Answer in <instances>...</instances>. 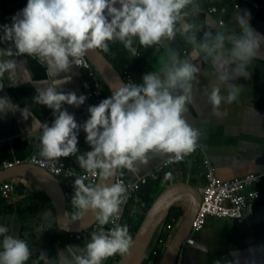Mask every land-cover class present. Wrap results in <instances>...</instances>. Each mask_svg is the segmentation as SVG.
<instances>
[{"label":"clouds","instance_id":"9594fccd","mask_svg":"<svg viewBox=\"0 0 264 264\" xmlns=\"http://www.w3.org/2000/svg\"><path fill=\"white\" fill-rule=\"evenodd\" d=\"M193 0H27V4L12 17L11 25H0V79L11 75L18 64L14 57L26 56L47 63L57 76L73 65L83 62L86 53L109 52V42L119 41L132 55L138 41L142 47L171 39L182 10ZM238 36L231 38L230 63L235 64V76L250 78L246 68L258 58L264 46V36L249 23V14L237 17ZM217 43L205 42L198 47L212 54L223 48L225 37L217 35ZM195 43V38L192 40ZM193 58L200 55L197 48ZM199 69L188 61L166 65L163 79L156 72L142 76V83L123 82L109 97L87 108L88 117L79 124L64 105L79 108L87 97L75 91H63L70 78L53 80L33 97L35 103L52 110L51 125L41 123L38 155L41 163L59 162V158L75 156L83 175L73 181L71 205L76 210L73 219L91 212L98 228L92 232L83 248L59 256V264H102L117 254L125 255L133 244L128 226L118 223L128 189L123 182L111 185L86 183L88 175L103 179L115 177L118 170H136L137 163L146 162L149 154L166 155L174 162L182 161L197 147L199 131L188 124L184 114L192 102L191 81ZM227 81V75L221 77ZM2 87V85H0ZM180 88L181 94L174 95ZM243 85L228 86L227 96L219 86L208 93L209 103L218 109L222 102L232 103ZM15 108L8 97H0V113ZM27 109L22 110V116ZM35 123V121L33 122ZM85 133L88 151L80 153L78 135ZM106 225L112 227L105 230ZM32 255L25 239L0 225V264H26ZM42 258L44 254H41ZM219 264V261L216 262Z\"/></svg>","mask_w":264,"mask_h":264},{"label":"crops","instance_id":"0c3cea01","mask_svg":"<svg viewBox=\"0 0 264 264\" xmlns=\"http://www.w3.org/2000/svg\"><path fill=\"white\" fill-rule=\"evenodd\" d=\"M236 1L238 9L230 0H193L182 10L173 38H162L160 44L152 46L150 53L134 41L133 47L137 44L140 54L131 55L134 60L141 61L136 69L138 84L149 72H156L163 79L165 66L177 60L188 61L199 69L190 82L192 102L184 118L199 131L197 147L212 162L221 180H233L250 173L264 174V46L258 58L246 68L251 73L250 78L235 76V64L229 62L231 38L240 34L238 16L248 13L252 28L264 36V0ZM26 4L27 0H0V25H11L12 17ZM217 35L225 37L223 48L214 49L211 55L199 49L198 46L205 42L210 47L215 45ZM9 43H0V48L8 47ZM194 47L200 51L196 58L191 55ZM14 58L18 61L15 71L0 79V97H8L15 106L11 111L0 113V168L6 160L38 155L41 128L37 125L39 122L51 125L54 119L51 109L35 103L33 97L39 90L53 80L70 78L62 85V90L85 95L80 84L82 74L74 65L57 76L42 60L26 56ZM225 75L229 77L227 81L221 79ZM230 84L243 85L237 99L214 108L208 101V93L215 85L220 87L221 95L227 96ZM181 92L177 88L173 94ZM63 107L74 114L79 124L88 117L87 100L79 108ZM25 108V115L30 113L27 119L21 114ZM78 141V154L90 150L82 129ZM166 158V155L149 154L146 162L137 163L136 170L125 175L135 180L137 176L155 171L152 178L159 179L163 189L176 182H186L198 189L203 185L199 154L157 171ZM63 159L79 166L75 156ZM8 180L15 184V190L9 200L0 195V225L28 242L32 255L26 264H59L58 257H67L69 249L75 252L84 247L92 232L82 240L70 239L68 232L56 226L55 208L36 183L22 177ZM256 187L260 196L254 202L253 214L242 223L225 217H209L195 234V242L182 247L181 264H216L217 261L219 264H264V177ZM180 206L185 211V205ZM111 259L113 257L102 264H109Z\"/></svg>","mask_w":264,"mask_h":264},{"label":"built area","instance_id":"2783aa9c","mask_svg":"<svg viewBox=\"0 0 264 264\" xmlns=\"http://www.w3.org/2000/svg\"><path fill=\"white\" fill-rule=\"evenodd\" d=\"M230 1L233 3L235 9L239 8V4L236 0ZM220 23L222 24L223 22L220 21ZM134 47L137 50V55H139L140 52L138 51V45L135 44ZM74 66L82 74L80 78V84L85 91V96L87 97V108L90 105L98 104L102 99L107 98L111 95L109 89L106 88L104 81L98 74L97 70L92 66V64L86 57L83 58V62L81 64ZM124 79L126 82L133 83L129 77H124ZM197 154L202 157L201 164L204 173V182L203 185L199 188L201 202L192 222L191 232L189 236L184 240L182 247L187 244L191 245L195 242V234L203 228L209 217H225L233 219L238 223L244 222L246 218L252 215L254 212V202L260 196V191L256 186L261 178L264 177V174L250 173L233 180H221L216 176L215 167L212 162L198 147H196V150L194 152L188 154L187 156H195ZM187 156H185V158ZM22 163L35 164L55 176L62 188L65 204V215L72 218L76 211L71 205V199L74 193L73 181L78 176L84 174L83 170L80 169L79 166H77L75 163H72L71 161L63 158H59V162L41 163V158L37 154H31L25 159H16L13 161L6 160L3 163V167H12ZM174 163L176 162L166 158L161 163L157 171ZM129 171L131 170H118V173L114 178V182H123L128 189V200L126 204L122 206L123 212L118 223H120L121 225H130V231H133L134 228H138L139 225L137 226L136 221H128L126 219V208L129 205V201L134 196V194H136L138 190L143 185H145L150 178L154 177L156 175V172L152 171L145 175L137 176L135 180H129L125 175V173ZM98 178V176L89 174L86 183L95 184L97 183ZM14 190L15 184L11 180L6 179L0 182V195L2 196V198L9 200ZM180 204L185 205V213L187 205L184 203H179L176 204V206H180ZM182 217L180 219L171 217L170 220L167 221V216L164 222H162V224L156 229L152 239L150 240L141 264H144L145 260L149 257H157L159 252L161 257L167 243L177 230ZM110 227H112V225H106L105 230ZM97 228L98 225L95 222L85 231L68 233L69 238L72 240H82L87 235V233L93 232ZM134 233L132 234L131 232H129L132 237ZM163 236H166V238H163ZM115 256H113L114 259H116ZM175 264H181V254L178 255Z\"/></svg>","mask_w":264,"mask_h":264},{"label":"water","instance_id":"95a60500","mask_svg":"<svg viewBox=\"0 0 264 264\" xmlns=\"http://www.w3.org/2000/svg\"><path fill=\"white\" fill-rule=\"evenodd\" d=\"M108 87L110 94L113 89L122 86L126 82L121 71L110 61L105 53L92 50L85 56ZM12 177H22L36 183L47 195L55 208L56 226L64 232H82L93 225L96 220L91 212L79 219L66 216L64 212V198L62 188L55 178L47 170L32 164L22 163L12 167L0 168V182ZM114 178H98L97 183L111 185ZM201 202L200 191L197 187L186 182H176L165 187L155 198L150 208L136 229L132 239L133 244L129 252L121 255L116 264H141L156 229L164 222L173 206L184 203L187 205L182 220L167 243L157 264H175L182 250L184 240L191 232L192 222Z\"/></svg>","mask_w":264,"mask_h":264},{"label":"trees","instance_id":"16d2710c","mask_svg":"<svg viewBox=\"0 0 264 264\" xmlns=\"http://www.w3.org/2000/svg\"><path fill=\"white\" fill-rule=\"evenodd\" d=\"M147 52H152V46L146 48ZM106 56L110 59V61L121 71L123 77H129L133 83L138 84L140 80L137 78L136 69L137 65L141 63L140 59H133L131 54L124 48L123 44L119 41L109 43V52L105 53ZM21 187H19L20 189ZM163 190V185L159 179L150 178L148 182L143 185L136 194L130 199L129 205L125 211V217L128 221H136L137 226L141 223L144 214L150 208L151 204L158 196V194ZM43 195L48 199L47 195L42 192ZM184 211L181 206H173L167 221L170 220L171 217H175L176 219H180L183 215ZM129 228V232L132 234L137 229L134 228L133 231H130V225H127ZM166 236H163V238ZM161 251V250H160ZM120 254H117L116 259H111L109 264H115L120 258ZM160 258V252L157 257H149L145 260L144 264H157Z\"/></svg>","mask_w":264,"mask_h":264},{"label":"rangeland","instance_id":"374dc122","mask_svg":"<svg viewBox=\"0 0 264 264\" xmlns=\"http://www.w3.org/2000/svg\"><path fill=\"white\" fill-rule=\"evenodd\" d=\"M106 88H108V87H106Z\"/></svg>","mask_w":264,"mask_h":264}]
</instances>
